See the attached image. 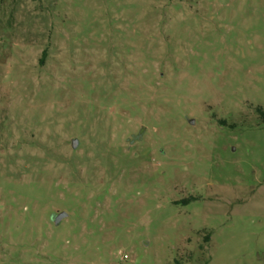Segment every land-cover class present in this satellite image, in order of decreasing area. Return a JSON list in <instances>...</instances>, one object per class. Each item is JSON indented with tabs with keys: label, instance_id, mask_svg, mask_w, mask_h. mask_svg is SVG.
Wrapping results in <instances>:
<instances>
[{
	"label": "rangeland",
	"instance_id": "374dc122",
	"mask_svg": "<svg viewBox=\"0 0 264 264\" xmlns=\"http://www.w3.org/2000/svg\"><path fill=\"white\" fill-rule=\"evenodd\" d=\"M0 264H264V0H0Z\"/></svg>",
	"mask_w": 264,
	"mask_h": 264
},
{
	"label": "water",
	"instance_id": "95a60500",
	"mask_svg": "<svg viewBox=\"0 0 264 264\" xmlns=\"http://www.w3.org/2000/svg\"><path fill=\"white\" fill-rule=\"evenodd\" d=\"M191 123H193L191 121ZM76 143V141L74 140L73 141V146L74 144ZM67 216V214L65 212H60L59 214H57L55 217H54V223L55 224H58L60 222L61 219L65 218Z\"/></svg>",
	"mask_w": 264,
	"mask_h": 264
}]
</instances>
